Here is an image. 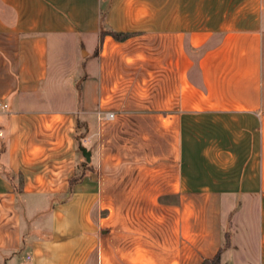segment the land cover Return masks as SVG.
I'll return each instance as SVG.
<instances>
[{
	"label": "crops",
	"instance_id": "crops-1",
	"mask_svg": "<svg viewBox=\"0 0 264 264\" xmlns=\"http://www.w3.org/2000/svg\"><path fill=\"white\" fill-rule=\"evenodd\" d=\"M220 250L264 264V0H0V264Z\"/></svg>",
	"mask_w": 264,
	"mask_h": 264
},
{
	"label": "rangeland",
	"instance_id": "rangeland-1",
	"mask_svg": "<svg viewBox=\"0 0 264 264\" xmlns=\"http://www.w3.org/2000/svg\"><path fill=\"white\" fill-rule=\"evenodd\" d=\"M86 51H88L87 48H84L80 44H78V56H79L78 60L80 62H83L86 59L87 55L86 56H83L84 55V52L86 53ZM76 127L77 128L79 127V129H76L77 130V143H78L77 144V152H78V158L80 160L79 162H80V164H82V163H85L86 160H85V158L83 157V155L81 153L79 144L82 145V146H84L81 142H82L83 138L85 137L86 133H85L84 128L81 127V124H76ZM245 212H246L245 210L241 211V213L239 214V218L244 217V219L245 218L247 219V216H246V213ZM249 219L251 221V227H250L249 231L250 230L253 231L254 226H255L254 223H256L255 220L257 219V216L255 214H252V215L249 216ZM239 232H240L239 235L242 236V233L243 232L241 230ZM252 263L254 264L255 262H252Z\"/></svg>",
	"mask_w": 264,
	"mask_h": 264
},
{
	"label": "trees",
	"instance_id": "trees-1",
	"mask_svg": "<svg viewBox=\"0 0 264 264\" xmlns=\"http://www.w3.org/2000/svg\"><path fill=\"white\" fill-rule=\"evenodd\" d=\"M116 40H123V39H126L128 37L127 34H119V33H116V32H109ZM82 177V175H80V177H74L72 180H71V184H72V181L74 182V180H78ZM221 250L218 252V254L211 260H205L203 264H221Z\"/></svg>",
	"mask_w": 264,
	"mask_h": 264
},
{
	"label": "water",
	"instance_id": "water-1",
	"mask_svg": "<svg viewBox=\"0 0 264 264\" xmlns=\"http://www.w3.org/2000/svg\"><path fill=\"white\" fill-rule=\"evenodd\" d=\"M80 150L82 152L83 157L86 160V163L91 162V151H89L85 146L80 145Z\"/></svg>",
	"mask_w": 264,
	"mask_h": 264
},
{
	"label": "built area",
	"instance_id": "built-area-1",
	"mask_svg": "<svg viewBox=\"0 0 264 264\" xmlns=\"http://www.w3.org/2000/svg\"><path fill=\"white\" fill-rule=\"evenodd\" d=\"M6 107V106H5ZM108 118H112L113 117V114H108L107 115Z\"/></svg>",
	"mask_w": 264,
	"mask_h": 264
}]
</instances>
